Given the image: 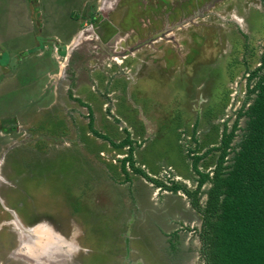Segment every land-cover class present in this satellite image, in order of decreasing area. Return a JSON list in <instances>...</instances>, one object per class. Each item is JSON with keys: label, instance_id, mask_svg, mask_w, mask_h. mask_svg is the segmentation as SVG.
<instances>
[{"label": "rangeland", "instance_id": "1", "mask_svg": "<svg viewBox=\"0 0 264 264\" xmlns=\"http://www.w3.org/2000/svg\"><path fill=\"white\" fill-rule=\"evenodd\" d=\"M79 1L0 0V46L6 49L0 59V168L11 181L9 187L14 194L9 198L12 202H27L28 211L34 213L31 217L25 211L24 222L30 217H52L38 220L36 227L40 230L56 220L51 233L54 243L44 245L49 258L56 262L64 258L66 264H179L174 259L176 249L168 241L172 239L188 250L179 255L180 264H199L200 241L193 227L200 226L201 215L182 192L162 190L129 166L127 178L120 160L127 156L128 146H113L109 140L96 137L88 126L89 108L93 127L115 144L124 140L125 129L129 131L135 140V164L148 175L167 182L175 179L194 188L195 174L187 149L197 144L196 153L201 154L217 144L223 124L227 120L231 126L236 110L243 104L247 76L261 64L264 54V0H237L247 11L254 10L256 19L260 18V24L254 21L259 26L253 31L243 24L241 12L230 7L234 0H201L210 4L203 12L216 16H200L199 12L195 16L189 8L187 19L181 21L182 25L187 23L192 39H186L182 29L185 26H170L179 15L171 23L157 24V33L166 26L172 38L157 41L152 49L155 52L150 53L147 46L132 53L125 51L141 38L136 34H142L134 33L130 23L119 25L117 32L111 30L106 37L93 33L95 40L83 41L90 23L94 24L88 17L94 14L98 0H88L84 14L77 9L81 7ZM139 22L132 26L144 28ZM215 25L224 35L228 31L224 26L235 31L233 40L220 35L218 41V35H212ZM127 28L130 30L126 33ZM34 31L44 38L60 33L67 39L80 32L69 46L73 51L66 70L70 82L59 81L58 86L57 81L58 89L53 92L47 87L48 94L44 90V96L40 91L48 80L46 69L50 70L45 66L54 62L45 60L43 66L37 67L42 58L29 50L20 66L22 54L17 50L31 44L42 46V38ZM196 32L209 38H198ZM117 42L119 48H113ZM104 50L107 54L116 50L123 57L115 62L105 57ZM81 58L88 63L87 68L83 64L78 67ZM9 62L10 67L3 70ZM89 65L95 79L101 75V83L91 82L90 89L86 82ZM74 96L91 105H81ZM8 119L12 121H5ZM243 123L244 119L240 120V125ZM216 156L217 152L210 153L199 163L200 168L212 169ZM205 198L204 195L202 199ZM41 210L40 216L36 215ZM9 218L0 212V264H24L18 262L17 257H21L16 250L12 252L19 234L7 221ZM56 230L59 234H55ZM176 230L178 239L171 236ZM6 235L10 237L7 240ZM34 239L35 235L22 244ZM67 239L75 244L72 254L66 246ZM37 245L28 247L27 254L38 260L36 254H31Z\"/></svg>", "mask_w": 264, "mask_h": 264}, {"label": "trees", "instance_id": "2", "mask_svg": "<svg viewBox=\"0 0 264 264\" xmlns=\"http://www.w3.org/2000/svg\"><path fill=\"white\" fill-rule=\"evenodd\" d=\"M89 110L88 126L96 137L109 140L113 146H128L127 156L120 160L127 178L129 166L162 190L182 192L201 215L200 226L193 227L201 242L199 264H264V54L261 64L249 72L246 98L236 110L231 126L227 120L223 124L217 144L201 154L196 153L197 144L187 149L195 174L194 188L175 179L167 182L148 175L135 164V140L129 131L125 129L124 140L115 144L93 127ZM242 119L244 123L240 125ZM194 140L197 143L195 137ZM212 152H217L214 166L209 171L201 169L199 163ZM172 234L178 239L177 230ZM168 241L176 249L179 242Z\"/></svg>", "mask_w": 264, "mask_h": 264}, {"label": "flooded vegetation", "instance_id": "3", "mask_svg": "<svg viewBox=\"0 0 264 264\" xmlns=\"http://www.w3.org/2000/svg\"><path fill=\"white\" fill-rule=\"evenodd\" d=\"M201 0H103L100 4V6L98 8H96V10L94 11V14L91 15L90 19H88V21L92 22V20H94V23H96V26L91 23L90 29H94V33L98 34L99 38L103 37L104 34H108V30H111V27L114 25H110V23L108 21H106L104 15L108 16V14H113V18H117L119 16V22L122 24V26L124 27L125 24L130 23L134 26H137L136 23L139 22L140 20H142L141 24L144 25V28H134L131 25V29L134 33H138L139 31H141L142 34H136L137 36H140L141 38H139L138 41H136L137 43L133 46H136L137 44L140 43H144L143 45H141L138 49H145L146 47L143 46H147L151 49V52H153L155 48L154 44L157 43V41H163L164 39L166 41H170V38L168 39V37L170 36L172 38V36L169 33H166V29H164L166 26L161 27L163 32L157 33V31H155L157 24L159 25H166L168 24V22L171 23V19L176 17L177 15L180 16V18L177 20H175L174 23H171L170 26L176 25L179 22L184 21L185 19H187V15L186 12H188L191 8H192V14L195 13L194 15L197 16V12H199L200 16L203 15H209V16H216L214 13H207V12H203V10L205 9V7L207 8L208 5L210 4H205ZM237 3H236V2ZM217 2H219V0H217ZM114 7L119 6V10H115L114 8H111L112 5ZM204 4V5H203ZM229 4V3H228ZM226 4V6L228 5ZM230 7H232L234 12H241V16H242V20H243V24H245V27H248L247 29L249 31H253L255 28L259 25H255V20H257V22L260 24L259 19H256V14L254 13V10L252 11H247L246 7H243L237 0H234L233 3L230 4ZM190 8V9H189ZM198 10V11H197ZM129 11H131V14H129ZM262 14L264 12H261ZM103 14V16H102ZM129 14V15H128ZM255 14V15H254ZM98 15H100V18H97ZM136 18V19H135ZM99 19V20H98ZM182 20V21H181ZM263 18H261V22H262ZM130 21V22H129ZM183 23V22H182ZM182 23L180 24V26L182 25ZM236 23H238V21H236ZM120 24V25H121ZM202 23H197L196 25H200L199 27H205L203 26ZM263 24V23H261ZM140 24H138L139 26ZM187 23H185L182 26L183 31L186 32V39H188V37H190L192 39L193 37V33H190L189 28L186 29ZM189 25H191L189 23ZM208 26V24H206ZM169 26V27H170ZM216 26V31L213 32V36L218 35V37H216L219 41L220 35H224L221 31L219 32V25H215ZM251 26V29H250ZM224 28H228V31L226 32L225 36L227 39L230 38V40H233L234 37V33L235 31L232 32V30L229 27L224 26ZM89 29V28H88ZM123 29V28H122ZM128 29V28H127ZM181 29V27H180ZM264 29V26H263ZM261 29L263 32L264 30ZM130 29L126 30L129 31ZM165 30V32H164ZM241 30L243 31V29L241 28ZM169 31V30H167ZM125 33V32H124ZM125 33V34H126ZM197 34L195 35L198 38H201L203 36H206L202 33L199 34V32H196ZM220 33V34H219ZM222 33V34H221ZM174 34V33H173ZM189 34V35H188ZM229 35H231V37H228ZM145 36V37H142ZM157 36L156 39H154L153 37ZM202 36V37H201ZM153 38V39H152ZM197 38V39H198ZM205 38V37H204ZM206 38H209V36L207 35ZM168 39V40H167ZM189 39V40H191ZM165 42V41H163ZM131 46V47H133ZM126 49L125 51L129 50V48ZM102 49V48H101ZM105 51V50H104ZM123 51V52H125ZM144 51V50H143ZM170 49L166 50V55L168 56ZM115 52V51H114ZM139 52V51H138ZM105 53H109L107 51H105ZM120 53V52H119ZM165 54V52H164ZM101 63V62H100ZM97 63V64H100ZM1 169V175H0V212L3 213H7L10 218L7 220L9 221V224H13L14 226V231H16L15 233L19 234V238H16L18 242L17 245L14 246V249L12 250V252L14 253V251L16 250L15 254H18L21 258L17 257L18 262H24V264H36L34 261H38L37 264H66L64 262V258H62V260H57L54 261V259L52 257L49 258L48 251H47V247L44 248V245L46 243H48V246L51 245L52 243H54V238L51 236V233H53V222L56 221L55 219L53 220L52 223H46L48 226H46L45 224V228L44 230H40L38 227H36L40 221H38L39 219L43 222L42 219H50L52 220L51 216H47V215H43L40 218L37 217H33V219H30L34 213L33 212H29V207L27 205V202H22L19 200H15V201H11L9 196L13 195V191L10 189L9 185L11 184V181L9 179H7L6 177V172L3 168ZM13 203V204H12ZM25 211H27L28 213H30L31 217L29 218L28 222H24V215ZM37 212V209H36ZM39 212V211H38ZM42 213L39 212V214H36L38 216H40V214ZM54 216V215H52ZM36 218V219H35ZM6 221V222H7ZM153 222V221H152ZM155 223V222H154ZM3 225L5 223H2ZM17 225V226H16ZM199 227V226H198ZM39 229V230H38ZM9 230V229H8ZM9 233H12L13 231L9 230ZM14 233V232H13ZM55 233V232H54ZM55 234H59V232H57ZM12 235V234H11ZM34 235L36 237V239H34V242H27L24 244H22V241H24V239H33ZM17 236V235H16ZM7 237L6 235V240ZM11 240V239H10ZM68 244L65 241V243L67 244L66 246L70 249L66 250V252H71V254L74 252L73 248H75V244L72 245V241L70 242L68 239ZM200 241V240H199ZM7 244L12 243L11 241L6 242ZM30 243H32L33 245H30ZM199 248L201 245V242H199ZM13 244V243H12ZM38 244V245H37ZM178 246H176V252L174 255H176V257L174 259H176V261L180 264V260L179 259V255H182V252H186L188 251L187 248L185 247H180V243H177ZM24 245V246H23ZM34 245H37L36 250L34 249V252L31 254H36L37 259H33L32 255H28V247H33ZM39 246V248H38ZM34 248V247H33ZM18 250V251H17ZM175 250V249H174ZM40 251L42 252V254L40 253ZM48 256V257H46ZM71 259V258H68ZM56 260V259H55ZM8 264H10V261H7Z\"/></svg>", "mask_w": 264, "mask_h": 264}, {"label": "crops", "instance_id": "4", "mask_svg": "<svg viewBox=\"0 0 264 264\" xmlns=\"http://www.w3.org/2000/svg\"><path fill=\"white\" fill-rule=\"evenodd\" d=\"M73 1V0H72ZM88 0H81V1H79L78 2V5H80L81 4V7H78L77 9H79L78 11L80 12V13H82V14H84V11H85V9L87 8V5H88V2H87ZM103 0H98V2H97V6H96V8H98L99 6H100V4H101V2H102ZM92 5V4H91ZM112 7L111 8H114L115 10H119V6H116V7H114L113 6V4L111 5ZM96 8L95 9H93L94 11L96 10ZM40 10V7H38V11ZM81 15V14H80ZM102 16H103V14H102ZM113 14H108V16H106V15H104V17H105V19H106V21H108L109 23H110V25H114V26H112L111 27V30L112 31H118L117 30V28L119 27V25L121 24L120 22H119V20L117 19V18H113ZM58 17V16H57ZM83 17H88V16H84L83 15ZM91 17V16H90ZM101 16L100 15H98V17L97 18H100ZM88 19H89V17H88ZM86 20V19H85ZM99 20V19H98ZM91 24V23H90ZM94 25L96 26V23H94ZM93 27V26H92ZM89 29H90V27H89ZM94 30V29H93ZM111 30L109 29L108 30V33H111ZM82 31V30H81ZM95 31V30H94ZM94 31H92V29H90V31L89 32H87V34L85 35V37L83 36V41H84V38H88V40H90V39H93L94 38V36H95V34L96 33H94ZM34 33H36V35L38 36V37H41L42 38V46L40 45L39 47H35L33 44H31V45H28L27 46V48H25V47H22V46H19L18 48H17V50H19L20 51V55H21V57H20V55H19V57H20V66H23V64L24 63H22L23 62V58L25 57V55H24V53L25 52H28L29 50H31V51H34L35 50V52H33V53H36V57L37 58H42V59H40L37 63H36V65H37V67H41V66H43V63L45 62V60H47V62H50V61H52V62H54L53 63V65L51 66V65H46L45 67L46 68H50V70L49 69H46V75H47V77H48V80H47V82H45L44 83V86H43V88H42V90L40 91V93L42 94V96H44V90L46 91V95L48 94V92H47V87H51L50 89H49V91H53L54 92V88H56L55 90H57L58 88H57V85L56 84H58V86H60L61 85V83L59 82V81H63V80H65L66 81V79L68 80V82L67 83H69L70 82V80L66 77V70H67V66H68V62H70L71 61V59H70V57L73 55V51H71V50H69V46H71V44H74L75 43V39L76 38H79L78 37V34L80 33V32H78V34L77 33H75L74 35H75V37L74 36H69V38L67 39V35H64V34H60V33H58V32H56V34L57 35H51V34H49L50 36H48V38H44L43 37V35H42V33H40L39 31H34ZM93 33H94V36H93ZM98 35V34H97ZM106 35H107V33L106 34H104L103 36L104 37H106ZM92 36H93V38H92ZM78 40V39H77ZM77 40H76V44H77ZM93 40H95V39H93ZM127 39H125V41H126ZM117 41V40H116ZM0 48H1V50H0V59L2 58V56H3V54H2V52H3V50L5 51L6 49L4 48V47H1L0 46ZM113 48H119V43L117 42L114 46H113ZM16 50V51H17ZM148 53H150L151 51L150 50H148L147 51ZM153 52H155V51H153ZM30 56H32V53H28ZM108 55V56H107ZM126 55V54H125ZM163 55V54H162ZM14 56V55H13ZM86 56V55H85ZM84 56V57H85ZM137 56H140L139 54H137ZM147 56H148V54H147ZM61 57V58H60ZM101 57V60H102V55L100 56ZM105 57L107 58V57H109V58H112V60H116V58H117V60L120 58V57H123V56H119V53L118 52H116V50H115V52L113 51L111 54H105ZM125 57H128V56H125ZM99 58V57H98ZM97 58V59H98ZM10 59L12 60V54H11V56H10ZM60 59H63V60H60ZM11 60H10V62H11ZM8 63V65H4L3 66V70L5 69L6 70V68H8V66L10 67V65H11V63ZM83 62V63H82ZM116 62V61H115ZM72 64V63H71ZM81 64H83V66L85 67V68H87V66H88V63H84V61H83V58H81V60H79V62L77 63V65H78V67L81 65ZM95 64H97V63H95ZM116 64H118L119 65V62L117 61V63ZM99 65V64H98ZM53 66H54V68H53ZM55 66H57V70L55 69ZM71 66H74V65H71ZM91 65H89V69H90V75H88L87 77V80H86V82H87V84H90L91 82H92V84L93 83H101V79H100V77H101V75L98 77V79H95L93 76L94 75H92V74H94L93 72H92V68L90 67ZM5 67V68H4ZM77 67V66H76ZM100 69V68H99ZM16 70V69H15ZM14 70V71H15ZM73 70H76V69H74V67H73ZM12 74H13V71L11 72ZM119 75V74H118ZM59 76V77H58ZM95 76H97L96 74H95ZM61 78H62V80H61ZM49 80H52V82L53 83H48V81ZM138 80H140V76L138 77ZM58 81V83H56ZM136 80L134 79V82H135ZM56 83V84H55ZM51 86H50V85ZM92 84H90V86L88 87L89 89H90V87L92 86ZM69 88V84L67 85V89ZM88 89V90H89ZM39 93V94H40ZM40 97H41V95H40ZM46 97V96H45ZM94 97H96V96H94ZM41 99H44L43 97H41ZM73 99H75V101H78L81 105H83V106H89V105H91V103L89 102V101H87V103H84L83 102V100H81L80 98H78V97H75L74 96V98ZM78 99V100H77ZM93 100L95 101V98H93ZM101 100V99H100ZM5 121H12V119H8V120H5Z\"/></svg>", "mask_w": 264, "mask_h": 264}, {"label": "water", "instance_id": "5", "mask_svg": "<svg viewBox=\"0 0 264 264\" xmlns=\"http://www.w3.org/2000/svg\"><path fill=\"white\" fill-rule=\"evenodd\" d=\"M117 19L119 20V16L117 17ZM181 23H182V22H179V23H177L176 25H173V26L178 27ZM153 38L156 39L157 36H154ZM153 38H152V39H153ZM143 44H144V43H140V44H137V45L134 46V47H131V48H130L131 50H128L129 52H127V53H132L134 49H138V48H139L141 45H143ZM126 55H127V54H126Z\"/></svg>", "mask_w": 264, "mask_h": 264}]
</instances>
